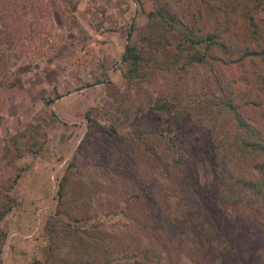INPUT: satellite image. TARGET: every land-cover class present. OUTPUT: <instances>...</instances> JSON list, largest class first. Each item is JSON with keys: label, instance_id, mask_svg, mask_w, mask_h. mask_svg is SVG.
<instances>
[{"label": "rangeland", "instance_id": "rangeland-1", "mask_svg": "<svg viewBox=\"0 0 264 264\" xmlns=\"http://www.w3.org/2000/svg\"><path fill=\"white\" fill-rule=\"evenodd\" d=\"M226 1L228 13L236 20L234 28L246 26L243 12L254 14L264 25V11L255 0ZM162 2L183 20L201 3L2 1L6 11L0 17V29L9 46L0 53V76L1 80L12 76L16 83L0 84V211L10 206L0 218V264H23L35 258L43 264H224L216 250L203 242V254L183 249L190 246L185 243L173 247L175 255L161 257L157 248H149V237L133 219L142 211L145 220L151 198L152 210L163 211L166 203L186 205L180 198V170L164 142L159 140L153 149L145 150L131 136L132 124L137 123L133 109L169 89L168 73L128 84L121 60L126 44L140 41L151 29L162 34L169 31L171 39L176 30L169 26L174 23L147 16L149 9ZM203 18L198 24L209 27L211 21ZM157 54L162 58L165 52L159 49ZM257 70L264 74V61L257 58L243 64L197 65L180 85L182 98L175 108H196L197 99L207 100L220 79L227 86L225 91L232 88L245 116L264 125V107L244 103V92L250 91L246 82ZM57 94L53 101H46ZM214 111L217 123L207 121L202 126L193 118L183 119L181 145L174 147L201 189L211 178L203 149L211 142L204 130L209 126L219 134L218 123L233 121L226 109L216 106ZM173 112L150 118L167 124ZM137 192L140 197H131ZM254 218L252 258L259 264L264 261V226Z\"/></svg>", "mask_w": 264, "mask_h": 264}, {"label": "trees", "instance_id": "trees-1", "mask_svg": "<svg viewBox=\"0 0 264 264\" xmlns=\"http://www.w3.org/2000/svg\"><path fill=\"white\" fill-rule=\"evenodd\" d=\"M2 1L0 0L1 18L6 11ZM200 1V4L195 5V12L186 20L176 15L171 5L157 3L147 11V16L174 23L175 26H169L170 30H176L171 39L168 30L162 34L151 29L147 34H142L140 41L127 43L121 55L125 67L124 81L128 84L152 79L158 72L168 73L169 77L166 79L170 81L169 89L161 92L154 100H149L147 104H138L133 109L137 123L132 124L131 136L140 140L139 143L145 150L153 149L154 143L159 140L164 142L180 170V198L186 204L183 207L180 204L166 203L163 211L152 210L154 199L151 198L147 209L143 211L145 220L142 211H139V216L136 215L138 218L131 214L129 217H134L135 222L149 237V248H157L161 257L175 255L173 247H184L185 243L190 246L183 249L196 253L202 252V246L206 244L216 250V255L224 264H256L252 256L256 245L254 231L257 228L251 226V223L257 217V222L264 226V125L257 118L245 116L242 106L234 101L232 88L225 91L227 86L220 79L217 80L218 89H212L207 100L197 99L196 108L175 107L182 98L178 89L180 85L183 86L193 67L204 63L214 66L216 61L226 64L233 61L243 64L247 59L255 58L264 61V25H260L254 14L243 12L246 26L234 28L236 20H232L233 14L228 13L230 6L226 0ZM255 3L258 9L264 11V0H255ZM203 17L211 21L209 27L198 24ZM4 35L6 34L0 29V53L5 46H9L6 44L8 37ZM143 40L147 42L146 45ZM159 49L165 52L162 58H158ZM2 76L0 84L16 83L12 76L5 75L1 80ZM246 84L250 91L248 94L244 92V103L264 107V95L258 90V87L264 89V74L257 70V74H250ZM253 86L257 87L256 90ZM194 88L198 89L196 86ZM58 96H52L46 101H53ZM240 97H243L241 93ZM114 99L117 97L114 96ZM216 106L226 109L233 121L231 124L218 123L221 128L219 134V130L215 131V126V130L209 126L204 130L207 131L204 134L210 136L208 141L211 142L210 146L207 143L203 147L207 153L206 163L211 178L208 186L201 189L196 187L197 180L189 176L176 149L181 145L178 143L179 136L185 127L182 120L186 117L193 118L194 123L202 126L207 121L217 123L218 115L214 111ZM173 109V117L167 124L160 125L159 120L155 122L156 120L150 118L158 119L159 113ZM18 175L19 173L14 180ZM63 178L65 175L62 181ZM134 196L141 195L137 192L131 195ZM8 209L10 206L1 209L0 218ZM228 210H232L233 215H228ZM244 211L252 212L254 217L245 216ZM183 252L185 253L178 251L179 254ZM23 264L43 263L35 258ZM259 264H264V261Z\"/></svg>", "mask_w": 264, "mask_h": 264}]
</instances>
